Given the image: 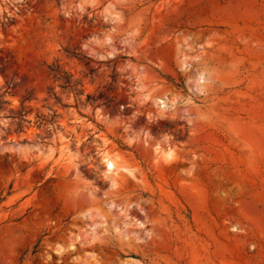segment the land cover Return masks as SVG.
Returning a JSON list of instances; mask_svg holds the SVG:
<instances>
[{
  "label": "rangeland",
  "instance_id": "obj_1",
  "mask_svg": "<svg viewBox=\"0 0 264 264\" xmlns=\"http://www.w3.org/2000/svg\"><path fill=\"white\" fill-rule=\"evenodd\" d=\"M0 264H264V0H0Z\"/></svg>",
  "mask_w": 264,
  "mask_h": 264
},
{
  "label": "bare ground",
  "instance_id": "obj_2",
  "mask_svg": "<svg viewBox=\"0 0 264 264\" xmlns=\"http://www.w3.org/2000/svg\"><path fill=\"white\" fill-rule=\"evenodd\" d=\"M106 161V168L108 173H116L117 172V165L114 160L110 159L108 156L105 158Z\"/></svg>",
  "mask_w": 264,
  "mask_h": 264
},
{
  "label": "trees",
  "instance_id": "obj_3",
  "mask_svg": "<svg viewBox=\"0 0 264 264\" xmlns=\"http://www.w3.org/2000/svg\"><path fill=\"white\" fill-rule=\"evenodd\" d=\"M88 59H90V60H91V58H88Z\"/></svg>",
  "mask_w": 264,
  "mask_h": 264
}]
</instances>
